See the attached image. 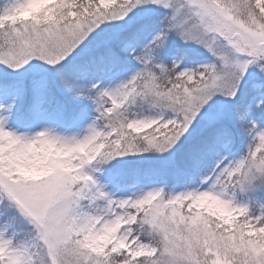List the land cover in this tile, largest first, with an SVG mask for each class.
<instances>
[{
  "label": "snow or ice",
  "instance_id": "6c2138e0",
  "mask_svg": "<svg viewBox=\"0 0 264 264\" xmlns=\"http://www.w3.org/2000/svg\"><path fill=\"white\" fill-rule=\"evenodd\" d=\"M0 264H264V0H0Z\"/></svg>",
  "mask_w": 264,
  "mask_h": 264
},
{
  "label": "rangeland",
  "instance_id": "374dc122",
  "mask_svg": "<svg viewBox=\"0 0 264 264\" xmlns=\"http://www.w3.org/2000/svg\"><path fill=\"white\" fill-rule=\"evenodd\" d=\"M15 124H16V121H15V119L12 121V125L13 126H15Z\"/></svg>",
  "mask_w": 264,
  "mask_h": 264
}]
</instances>
